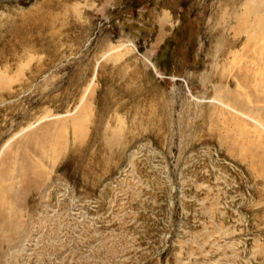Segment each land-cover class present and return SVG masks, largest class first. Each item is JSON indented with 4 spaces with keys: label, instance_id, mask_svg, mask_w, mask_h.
I'll list each match as a JSON object with an SVG mask.
<instances>
[{
    "label": "rangeland",
    "instance_id": "1",
    "mask_svg": "<svg viewBox=\"0 0 264 264\" xmlns=\"http://www.w3.org/2000/svg\"><path fill=\"white\" fill-rule=\"evenodd\" d=\"M0 264H264V0H0Z\"/></svg>",
    "mask_w": 264,
    "mask_h": 264
}]
</instances>
